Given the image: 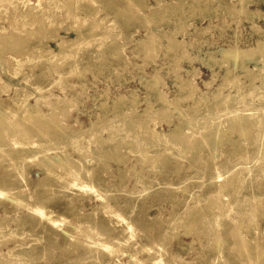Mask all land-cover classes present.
I'll return each mask as SVG.
<instances>
[{
    "label": "rangeland",
    "instance_id": "rangeland-1",
    "mask_svg": "<svg viewBox=\"0 0 264 264\" xmlns=\"http://www.w3.org/2000/svg\"><path fill=\"white\" fill-rule=\"evenodd\" d=\"M32 3L38 5L39 0H22L23 5L28 4V8H31ZM92 5L88 8L89 13L93 8L100 7L101 11L98 9V12L87 15L91 24L83 20L85 13L82 10H79V14L83 18H69L63 0H47L43 6L46 8L44 13L38 14L40 16L34 22L30 19L25 21V30L21 28L18 31L20 37L27 40L25 43L43 41L53 50H58L59 36L67 40L75 36L72 30L67 29L73 25V21L77 20L79 25L76 27L87 28L86 25H89L90 29L84 30L85 42L79 44L68 59L57 65H51L49 60H40L35 57L36 53L22 52L27 54L22 60L26 66L18 67L16 64L12 67L10 64L9 69L14 73L12 86L8 91H2L0 98L10 103L13 100L14 85L23 87V93L29 95L31 104L37 98L41 109L50 113L49 105L55 104L57 97H65L67 101L70 100L69 109L65 114H60V123L68 125L73 134H79L82 129L89 127L91 121L97 122L100 127L103 123L102 137H107L114 130L115 135L119 136L118 146L107 141L98 145L104 155L95 149L89 151L85 158L86 167H93L95 174L101 173L104 184L111 187L107 189L109 199L106 202L114 208L110 210L104 205L96 209L93 191L83 189L72 191L73 199L68 201L63 188L66 174L62 168L54 171L62 177L60 181L54 179L52 183L50 178H44L42 168L51 163L52 158L62 156L63 153L71 158H81V154L74 150L71 137L65 135L60 137L62 140L59 139L61 129H58L55 139L51 138V145L50 141H41L47 137H44L46 131L41 134V131L34 128L32 121H26L30 126L25 122L20 129H35L32 132L40 134L34 135L30 131L27 136L33 140L38 138L40 142L36 140L34 143L37 151L32 160L24 158L20 164L23 166L21 170L26 173L24 183L18 186L13 182L10 184V181L18 178L20 171H17V167L5 168L11 162L10 157L8 159L5 155L8 152L0 149V221H7L1 226L0 232H12L13 236L5 246H1V253L13 246L15 241H21L23 247L39 251L34 252V264H94L92 255L96 256L100 264H136L130 257L145 259L143 264H152L155 257H161L164 264H264V212L261 211L260 203L255 204L251 211H244L238 219L233 211L237 205H226L225 212L230 207L224 218L230 222L227 220L219 227V234L210 231L211 225L216 222L206 223L203 218L201 221H193L186 213L189 209L200 210L205 206L220 204L221 199L246 196L254 188L264 192V175L246 177L236 191L238 185L234 183L231 184L234 188L224 187L218 194H214L213 186L217 182L228 186L230 177H222L221 172L214 171L210 151L197 152L191 158V152L185 156L180 153V149L176 154L171 153L167 162L159 163L158 172L154 173L137 151L122 146L125 141L121 138L125 133L122 130L123 121L134 119V116L143 118L147 107H150L151 112L157 111L154 113L156 123L151 122L148 126L157 132L164 131L166 135L173 134L172 131L181 122L180 113L187 116L186 119L218 114L216 122L220 130L217 135L222 137L221 145L216 148L218 152L223 149L230 151L239 137V131L231 129V126L235 127L231 122L233 118L244 113V117L248 118L247 125L255 118L264 121V101L258 99L251 90V87L264 82V49L259 52L261 56L259 53L255 58L247 55V49L257 47L258 41L264 42V0H93ZM124 5L128 6V12H120L119 7ZM5 7L13 8V3ZM13 13L12 9L9 15ZM43 14L53 15L46 30L38 29L35 24ZM5 16L8 15L0 13V17ZM51 36L55 39L49 38ZM92 37L95 42L91 41ZM146 47H151V51H146ZM227 49L233 50V57L229 61L223 59V52ZM8 63L0 58V76L3 80L5 75L11 76L6 66ZM253 76L258 78L251 82ZM155 79L158 82L154 84ZM216 92L220 93L219 97H215ZM121 95L126 104L122 113L115 114L113 100ZM203 96L206 100H200L195 109L193 103ZM226 98L233 103L231 106L218 112L209 107L225 102ZM243 103L247 104L244 109L240 107ZM163 108L169 111L166 112L167 116H162L166 120L161 121L158 110ZM18 114L20 112L17 110L11 116L2 114L0 126H14L19 119ZM199 127H202L200 123L194 124L195 130L187 126L185 130L198 134ZM38 135H44V139ZM243 135L246 141L244 147L252 149L249 152L251 158L254 160L260 157L264 149H258L259 142L256 140L264 141V134L260 135L254 130L249 141ZM1 144L9 151L14 149L11 142ZM46 145H50V149ZM83 145L80 143V146ZM160 149L165 152L167 148ZM213 151L215 155L218 154ZM243 155L239 154L241 159L230 161H226L222 155L216 162L228 168L237 167L243 162ZM140 178L152 182L145 192L139 184ZM39 182L41 186L36 190ZM52 184L54 192H57L55 197L47 189ZM210 193L214 196H209ZM50 196L53 201L46 205V198ZM122 200H129L132 204L129 212L121 209L124 206ZM35 203L41 210L31 208ZM217 206L214 214L219 212ZM113 210L124 217L125 223L131 225L132 234L128 231L119 236L126 224ZM46 213H50V217ZM178 215L184 218L187 215L189 218L174 230V234H167L165 231L169 221ZM206 215L214 219L211 213L207 212ZM16 220L23 222L16 225ZM90 226L110 231V234L102 233L108 242L105 247L97 245L95 254L88 245H84L88 241L86 237L94 239L89 236L90 231H87ZM230 230H233L232 233ZM253 236L254 242L249 243ZM155 238L158 245L154 242ZM73 249L76 250L72 252ZM257 250L259 253H256Z\"/></svg>",
    "mask_w": 264,
    "mask_h": 264
},
{
    "label": "bare ground",
    "instance_id": "bare-ground-1",
    "mask_svg": "<svg viewBox=\"0 0 264 264\" xmlns=\"http://www.w3.org/2000/svg\"><path fill=\"white\" fill-rule=\"evenodd\" d=\"M94 1H97V0H94ZM11 2L13 3V8H8V7L6 8L5 6ZM45 3H47V0H39L38 5L32 3L31 8H28L27 7L28 4H26V5L22 4V0H9V2L8 1L4 2V1L0 0V13H3L4 15H8L5 17H0V53H2L0 55V58L3 59V61H5L6 63L9 62L6 66L11 73V76H6V75L4 76L5 80H3V78H1V76H0V83L3 82V84L0 86V95H1L2 91L10 90V88L12 86L11 79L13 78L14 73H13L12 69H9L10 64L12 63V65H13L12 67H14L16 64H18V67L26 66V63L25 62L23 63L22 60L24 59V57L27 54L24 55L22 52L28 51V53H30V54L36 53L37 56H35V57L39 58L40 60H42L44 62H46V60H49L51 62V65H57V63H61L63 60L68 59L74 50L76 51V47L79 44H81L82 42H85L86 37H84V35H85L84 30L89 31V29H90L89 25H86L85 22H84V24L86 25L87 28H84L82 26L76 27V25H79V24H77L76 21L82 17V14H79V10L84 11L85 16H83L84 18L83 17L82 18L85 21H90V20H87V18H88L87 15L90 16V14H94V13L98 12V9L101 11V8L99 7V8H93L92 12L89 13L88 8L93 6L92 5L93 0L92 1L91 0H63V4L66 8V12L68 14V17L69 18L71 17L72 19L77 18V20L75 22L73 21V25H71L70 27L67 28L68 30H72V32L75 33V36L69 38L68 40L64 39L62 36H59L60 41H57L58 50H53L50 46L46 45L43 41H40V43L36 41L37 43L33 42L31 44H29L30 41L28 43H25L27 40L22 39V37H20V35L18 33V31L21 28L24 29L25 27H27L25 21L30 19V20H33V22H34V19H36L38 16H40L38 14H40V13L42 14V13H44V11H46V8L44 9V7H43ZM12 9L15 12V14L13 13L12 15H9V12H11ZM119 10H120V12H123V13L128 12V6L127 5L120 6ZM52 16L53 15H50V14L49 15L43 14V16H41L40 19H37L35 24L38 27V29L40 28L41 30H46L45 28L48 25V23L51 21L50 19ZM91 23L92 22L90 21V24ZM31 30H34V29H31ZM44 33H45V31H44ZM96 36H99V35H96ZM96 36H95V38H96ZM29 38H30V36H29ZM49 38H51L52 40H53V38L55 39V37H53V36H51ZM95 38L92 37L91 41L95 42L94 41ZM89 46H91V45H89ZM151 49H152L151 47H146V51H148V52H150ZM263 49H264V42L258 41L257 47L247 49V50H249L247 52V55L250 58H255V57H257V54L259 52H261L260 50L263 51ZM153 50H154V48H153ZM240 52L242 53V51H240ZM243 54H244V52H243ZM232 55H233V50L227 49L223 52V59L225 61H229L231 59V57H233ZM261 55L262 54H260V56ZM75 56H76V54H75ZM28 66H30V65L28 64ZM244 66H246V65H244ZM28 68L30 69V67H28ZM257 78H258V76H253L251 78L252 79L251 82L255 81V79H257ZM156 82H158V81L155 79L154 84ZM221 85L222 84L219 85L220 88H221ZM251 90L253 91L254 95L256 97H258V99H260L261 101H264V82L263 81H261V84L258 85L257 87H251ZM23 91H24L23 87H19V86L14 85V94H13V98H12L13 100L10 103H8L5 99L0 98V116H2L1 119H3L2 114L6 115V117H7L10 114L14 115L16 110L18 111V113L20 112V114H18V115H20L19 119L16 121L17 123L14 126H12L10 128H6L7 126L4 127L5 126L4 124H3L4 125L3 128H2V126H0V149L3 148L5 153L8 152L7 154L9 156L5 153L4 154L6 155L7 158L10 157V159L9 158L8 159L11 161L9 163V165L5 168H7V170H8L10 168L14 169L17 167V171L18 170L20 171L19 176H17L18 178L10 181L11 182L10 184H12V182H13V184L16 183V184H14L15 186H18V185H20V183L25 181L24 176L26 173L25 174L23 173V171L21 170V167H23V166H20V164H22V160L24 158H28V159L32 160V158L36 155L37 150L35 151V149H34V143L36 140H38V138L36 140H33V138L31 139V136H30V139L28 138V136L30 135L29 132L30 131L32 132L33 129L30 128V131L26 127H25V129H20L22 127L23 123L25 124L26 121L30 120L35 125L34 128L37 129L38 131H41V134H42V131H46L47 135H45V136L42 135L44 137L47 136L45 139L42 138V136L38 135V137L44 139V140H41L42 142L50 141L53 138L55 139L58 135V133H57L58 129H61L59 136H58L59 139H61L60 137H65V135H67V137H71V140L73 141L74 150H76L79 154H81V158H71L68 154H65V153H63L62 156L52 158V160H51L52 162L44 165V168H42V172L45 175L44 178H46V179L50 178L49 181H51L52 183L55 182L54 179L60 181V179L62 177L55 174L54 171L57 168H62V170L66 174L65 175V181H64L66 184L64 185L63 188H64V191L66 192L65 197L68 199V201H71L73 199L72 195H74V194H72V191L75 192V191L80 190V189H83L84 191H93V193H94L93 194V200L96 202L95 208L98 209L100 206L105 205V206H108V208L110 210H112L114 207L111 204H109L108 202H106V200L109 199V197L107 195L108 194L107 189L111 188V187L106 186L104 184L101 173L95 174V173H93V170H94L93 167H90L91 169L89 167H86L85 162L87 160H85V158H86L87 154L89 153V151H94L95 149H98L100 154L104 155V154H102L103 149H101L98 145L103 144L107 141H112L114 146H118L117 143L119 142V140H118L119 136L115 135L114 130H112L113 132H111V134H108V135L106 134L107 137H102L101 133L104 131L103 123L101 122L102 126L100 127L97 124V122H93V121H91L89 127L82 129L79 134H73L72 131L69 129L68 125H62L60 123V114H65L66 112H68L70 100L67 101L68 99L65 97L64 98L57 97V102L53 105H49L50 113H46L41 109L37 98H35V103L31 104L28 100L29 95L23 93ZM219 94L220 93L216 92L214 95H215V97H219ZM45 99H43V102L46 105ZM202 99H205V97L203 96L199 100H197L193 103L194 104L193 106L195 109L198 108L200 100H202ZM172 103H173V101L171 102V104ZM125 104H126V102L124 101V97H122V95L114 98L112 105H113V109L115 111V114L122 113ZM174 104H175V102H174ZM232 104L233 103L230 102V99L226 98L225 102H219V103L215 104L214 106H209V107L213 111L217 110V112H218L222 108L231 106ZM240 107L244 109L247 107V104L246 103L240 104ZM168 108H169V105H168ZM175 108H176V105H175ZM255 109H259V108H255ZM132 110H133V115H134V108ZM144 111H145L144 112L145 115L143 118H141V117L139 118L138 116L137 117L134 116V119H128V120L123 121L124 128L122 130L125 133L124 132H123L124 134L122 133L123 135H121V138L125 141V143L122 146L126 145L130 148V149L128 148L129 150L137 151V153L141 156V158L146 160L147 167H149L154 173L158 172L157 171V165L159 163H161L163 161L167 162L169 159V155L171 153L176 154L178 151H180V149H182V151H180V153L186 156V154L188 152H191V155H190L191 158L197 152L204 153V152L210 151L211 152L210 159H211V163H213L212 168L215 169L214 171L221 172L222 177H225V176L230 177V179H229L230 184H228V186H224L225 183L219 185V182H217L216 185L213 186L214 187L213 191L215 192L214 194H216V193L218 194L221 190H223L224 187L234 188L233 186H231V184H234V183H237V185H238L237 189L235 188V191H236L240 188V186L242 185V183L244 182L246 177L257 178V177H261L262 175H264V151H262V153L260 154V157L253 160L251 158L250 153H249V152H252V149L250 150L247 147H244L246 141L243 138L244 137L243 133H244L245 139H247V141H249L250 136L253 135L254 130L256 132H258L260 135L264 134V121H261V120L255 118L253 120L251 119L250 124L247 125L246 123L248 122V118L244 117V113H241L236 118H233L231 122L234 123L235 127L231 126V129L235 130V131H239V137L237 140H235L234 145L231 147L232 149H230V151L220 149L221 151L218 152V151H216V148L219 147L221 145V142H222V137L217 135V133L220 130V129H218V124L216 122V120L218 119V114L213 113V114H209L207 116L203 115V116L199 117V119H194V118H192V119L187 118L186 119L185 117H187V116H185L183 113H180L179 118H180L181 122L176 126V128L174 129V132L172 131L173 134L170 133V135H166L164 131H163V133H164L163 134V133H161V131L157 132L158 130L156 131L155 128H151L152 126L151 127L148 126V124L151 122L156 123L157 118H156V116H154V113L157 111L154 112V110H153L151 112L150 107H147ZM168 111H167V109L164 110V108L161 110H158V114H159V112L161 113V121L166 120V118H164L162 116L166 115V112H168ZM203 120H204V123L202 124L201 122ZM136 122H138V123H136ZM159 122H160V120H159ZM0 123H1V121H0ZM2 123H4L3 120H2ZM27 123H29V122H26V125H28ZM185 123H187V125H185ZM199 123L202 125V127L201 128L199 127L200 129H199L198 134H196V133L192 134V132L188 133V131L185 130L186 126L192 127L194 129V124L196 125ZM183 124L185 127L183 126ZM29 126L30 125H28V127ZM192 128H189V129H192ZM241 131H243V133H241ZM28 133H29V135H28ZM37 134H40V133L38 132L34 135H37ZM260 135H259V137H260ZM256 141L259 142L258 149H264V148H260V147H264V141H262L261 139L256 140ZM2 142L3 143L11 142L13 144L14 149H12L10 151L8 148L5 149L4 146L1 144ZM59 142H61V141H58L57 143H59ZM80 143H82L84 145L80 146ZM25 144L28 146H24ZM51 145H52V142H51ZM49 146H47V147H49ZM161 147H166L167 148L166 151L165 152L162 151V149H160ZM49 149H50V147H49ZM213 150L218 152V154L215 155ZM238 153L240 154V156L242 155V153H244V155H243L244 160H241L243 162L240 165H238L237 167L228 168L225 165H223V163L218 164V162H216V159H218L222 155L225 156L226 161H230L234 158L235 159H241V157L239 156ZM246 153L248 155H246ZM3 157H5V156H3ZM144 166H146V163L144 164ZM26 167H28V166H26ZM206 167H208V165ZM51 178H52V180H51ZM141 178L139 179V184H140V186H142L143 192H145L152 185V182L149 179H148L149 180L148 181V180H142ZM40 182L37 185L36 190L41 186ZM52 185H48V186L46 185V186H47L48 191L54 193L53 197H55L54 195L57 192H54L55 188H54V185L53 186ZM111 186L113 187L114 185H111ZM204 187H203V189H205ZM214 194L210 193L209 196L213 197ZM194 196H195V194H194ZM215 197H214V199H215ZM46 201H47L46 205H48V203L50 201H53L52 196L46 198ZM121 202L124 204L123 208H121V209L128 211V212L132 209V204L130 203L129 200H122ZM219 203L220 204H218V203L216 204V205H218L216 208H218L219 212L217 211L218 213H215V214L213 211L215 210L216 205H213V204L211 205V203H210L211 207L205 206V207L201 208L200 210L189 209L186 211V213L188 212V215L190 216V218L193 221H196L198 219H200V221H201V218H203V219H205L206 223H208L210 221H212L213 223L216 222V224L211 225L210 231L215 232L214 234H216V233L219 234V232H220L219 227L223 226L224 223L228 220V219H225L224 216H225L226 212L229 210L230 206H228V210L225 212L226 208H224V207H226V205H237V208L233 209L237 219L242 217L244 211H247V210L251 211V208L253 209V206L257 203L258 204L260 203L261 211L264 212V192H263V190L259 191V190L254 188L253 191L250 192V194H247L246 196H237L233 199H228V198L221 199ZM26 205L30 208V205L28 203H26ZM31 208L36 209V210H41V208L36 203ZM258 209H259V207H258ZM255 211H257V208ZM112 212L115 215H117V217L119 216L121 221H123V223H125L124 217H122L116 210H113ZM207 212L209 214L211 213L213 215L214 219L208 218V216L206 215ZM259 213H256V214H259ZM50 215H51L50 213H46L47 217H50ZM254 216H255V214H254ZM257 216L259 217V215H257ZM188 218L189 217L187 215L185 216V218L183 215L180 217H179V215L173 216L172 220L169 221L170 224H168V229L165 232L167 234H174V232H175L174 230L178 229V227L181 226L185 221H187ZM250 220H252V218ZM239 221H240V219H239ZM18 222H23V221L16 220V225H19ZM229 222L230 221L228 220V223ZM6 223H7L6 220L0 221V229H1V226L6 224ZM254 223H256V220ZM125 224H126V227L121 230V233L119 234V236L127 233L128 231L130 234H132L131 225L127 222ZM253 224L251 225L252 227H253ZM226 225H228V224H226ZM249 225H250V223L247 224L248 227H249ZM235 227H237V226H235ZM239 229H240V226H239ZM87 231H90L89 236L94 238V239L86 237L87 238L86 240H88V241H85L84 245H88L89 249H91L90 251L93 252V254H95L97 252V245H101V246L105 247V245L108 242V240L104 237L105 234H102V233L110 234L109 233L110 231L107 228L103 229L101 227L98 228L95 226H90V228ZM232 231L233 230H230L231 233H232ZM0 234L2 235V236H0V248H1V246H3V245L5 246L7 244V242L10 240V238H13V236L11 237L12 232L11 233H3V234L0 232ZM212 237H214V235ZM105 239H106V241H105ZM253 240H254V236L249 241V243L254 242ZM216 241H213V242H216ZM237 241H238V239L235 242H237ZM154 242L156 245H158L157 238L154 239ZM241 242H243V241H241ZM247 245H248V243H247ZM31 248L32 247L27 248V246L23 247V243L21 241H15L14 245L7 247V251H4L3 254L0 251V264H34V263H32V261L35 258L34 252L37 253L39 251L34 250V248H32V252H31L30 251ZM75 250L76 249H73L72 252H74ZM253 252H256V251H253ZM256 253H259V251ZM260 254H262V252ZM254 255H256V254L254 253ZM257 255L259 256V254H257ZM262 256L264 257V255H262ZM130 259L132 261H134V263H136V264L145 263V259H134V257H130ZM91 260L94 264H100L99 262H97L98 260H97L96 256H94V255H92ZM161 260H162L161 257L160 258L155 257V258H153L151 263L152 264H164L162 262L163 260L162 261Z\"/></svg>",
    "mask_w": 264,
    "mask_h": 264
},
{
    "label": "crops",
    "instance_id": "crops-1",
    "mask_svg": "<svg viewBox=\"0 0 264 264\" xmlns=\"http://www.w3.org/2000/svg\"><path fill=\"white\" fill-rule=\"evenodd\" d=\"M3 177H5L4 174H3ZM1 179H2V178H1Z\"/></svg>",
    "mask_w": 264,
    "mask_h": 264
}]
</instances>
